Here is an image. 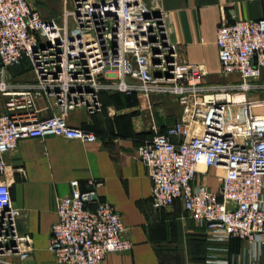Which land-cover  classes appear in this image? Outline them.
<instances>
[{
	"label": "built area",
	"instance_id": "1",
	"mask_svg": "<svg viewBox=\"0 0 264 264\" xmlns=\"http://www.w3.org/2000/svg\"><path fill=\"white\" fill-rule=\"evenodd\" d=\"M62 22L45 17L31 0H0V178L9 172L5 154L25 137L59 134L86 142L93 130L69 123L76 106L94 113L103 108L102 92L155 94L179 98L183 116L138 146L153 180V203L164 208L181 200L209 230V238L264 242V17L225 20L217 31L224 74L240 83L209 84L205 64L182 57L173 40L167 13L151 0H70ZM29 59L36 81L12 91L7 68ZM56 99L58 111L41 118L38 96ZM206 168L224 170L220 191L196 177ZM57 199L50 248L64 264H104L108 253L134 247L125 235L116 206L100 200L103 180L92 177L83 191ZM21 211L10 184L0 180V264L31 256L30 238L19 230ZM208 264L230 260L208 259ZM22 264V263H20Z\"/></svg>",
	"mask_w": 264,
	"mask_h": 264
},
{
	"label": "crops",
	"instance_id": "2",
	"mask_svg": "<svg viewBox=\"0 0 264 264\" xmlns=\"http://www.w3.org/2000/svg\"><path fill=\"white\" fill-rule=\"evenodd\" d=\"M151 4L167 13L182 57L208 67L209 84L241 82L238 74L222 72L217 31L225 20L264 17V0H151ZM70 6L67 0L65 9ZM4 77L12 91L27 89L37 79L29 59L7 68ZM221 77L225 80L214 82ZM259 81L264 82V74ZM251 94L264 96V90ZM100 98V111L91 113L85 106H76L67 114L71 125L93 130L98 140L86 142L59 134L25 137L5 154L9 172L2 178L11 186L13 203L21 211L19 230L29 236L31 247L26 260L17 255L9 259L17 264H64L50 248L58 219L57 199L72 193L73 180H79L85 191L88 180L95 177L104 182L98 189L99 199L116 206L125 235L134 242L131 250L108 253L104 264H208L210 257L230 260L228 264H264V242L212 240L206 226L181 200L164 208L154 205L153 180L138 146L183 116L179 98L155 94L149 100L137 93L111 92H102ZM5 99L0 92V112L5 110ZM36 109L44 118L59 107L53 96L43 94L36 99ZM200 169L196 182L220 191L224 170Z\"/></svg>",
	"mask_w": 264,
	"mask_h": 264
},
{
	"label": "rangeland",
	"instance_id": "3",
	"mask_svg": "<svg viewBox=\"0 0 264 264\" xmlns=\"http://www.w3.org/2000/svg\"><path fill=\"white\" fill-rule=\"evenodd\" d=\"M66 1L67 0H31L33 6L37 8L45 17L54 16L58 18L59 22H62L61 20L66 7ZM224 80L225 79L221 77L214 80V82Z\"/></svg>",
	"mask_w": 264,
	"mask_h": 264
}]
</instances>
